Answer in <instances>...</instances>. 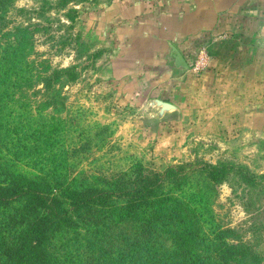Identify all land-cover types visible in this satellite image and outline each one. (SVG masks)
<instances>
[{"label":"rangeland","instance_id":"rangeland-1","mask_svg":"<svg viewBox=\"0 0 264 264\" xmlns=\"http://www.w3.org/2000/svg\"><path fill=\"white\" fill-rule=\"evenodd\" d=\"M112 1H0V7L10 6L0 26L39 22L46 31L35 36L36 57L50 61L53 67L72 68L80 76L72 79L68 75L67 111L63 113L68 123L61 130L56 126L58 120L53 121L56 131H61L51 149L66 157L63 172L69 176L68 182L74 179L73 184L83 188L112 191L110 174L124 179L127 172L132 177L161 174L168 180L164 184L167 189L175 190V182L188 201L199 206L201 220L232 229L231 242L251 239L250 244L262 253L258 264H264V137L252 127L231 125L223 108L217 109L215 104L212 109L211 98L195 101L186 110L185 101L180 99L176 103L182 111L157 119L152 100L158 96L176 100L154 88L146 92L143 78L131 80L136 72L128 57L114 52L112 31L106 27L110 16L102 19V11ZM41 115L34 118L36 127L37 120H49L47 113ZM51 116L61 118L60 113ZM58 160L56 163H61V158ZM219 164L226 165L229 176L214 184L203 169ZM167 171L170 174L165 176ZM128 186L132 185L124 182V187ZM58 212L56 207L45 208L42 198L0 195L2 223L6 216L24 223L39 215L62 225L70 214L60 220L55 215ZM19 214L23 217H17Z\"/></svg>","mask_w":264,"mask_h":264},{"label":"trees","instance_id":"trees-1","mask_svg":"<svg viewBox=\"0 0 264 264\" xmlns=\"http://www.w3.org/2000/svg\"><path fill=\"white\" fill-rule=\"evenodd\" d=\"M9 7H0V22ZM4 27L0 26V195L42 198L45 208L60 211L55 214L60 220L68 214L70 218L54 225L39 215L24 223L6 216L5 223L0 220V264L259 263L262 253L251 239L231 242L232 229L201 220L199 206L190 203L175 182V190L167 189L168 180L161 174L132 177L127 172L126 179L110 174L112 191L83 188L73 184L74 179L68 182L63 172L66 157L51 148L68 123L63 114L68 75L80 76L72 68L53 67L36 57L35 36L46 31L39 22ZM54 112L61 118L54 119ZM41 113L49 120H37L36 127L34 118ZM54 120L61 130L56 131ZM60 158L63 164L56 163ZM203 171L214 184L229 176L224 164L208 165ZM124 182L132 186L124 187Z\"/></svg>","mask_w":264,"mask_h":264},{"label":"crops","instance_id":"crops-1","mask_svg":"<svg viewBox=\"0 0 264 264\" xmlns=\"http://www.w3.org/2000/svg\"><path fill=\"white\" fill-rule=\"evenodd\" d=\"M101 14L110 16L114 52L136 72L131 80L143 78L146 92L154 88L176 101L154 99L178 112L211 98L231 125L264 137V0H113ZM172 47L188 69L172 67ZM201 53L206 60L196 71Z\"/></svg>","mask_w":264,"mask_h":264},{"label":"water","instance_id":"water-1","mask_svg":"<svg viewBox=\"0 0 264 264\" xmlns=\"http://www.w3.org/2000/svg\"><path fill=\"white\" fill-rule=\"evenodd\" d=\"M172 67L178 70L188 69L186 60L175 47H172ZM151 105L157 111L155 117L159 120L177 110L173 104L158 99L152 100Z\"/></svg>","mask_w":264,"mask_h":264},{"label":"built area","instance_id":"built-area-1","mask_svg":"<svg viewBox=\"0 0 264 264\" xmlns=\"http://www.w3.org/2000/svg\"><path fill=\"white\" fill-rule=\"evenodd\" d=\"M205 60L206 56L204 55V53H201L196 59L194 69L198 71L203 66Z\"/></svg>","mask_w":264,"mask_h":264}]
</instances>
